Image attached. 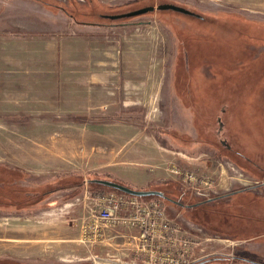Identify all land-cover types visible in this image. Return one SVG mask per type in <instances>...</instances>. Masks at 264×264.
Masks as SVG:
<instances>
[{
    "label": "rangeland",
    "instance_id": "374dc122",
    "mask_svg": "<svg viewBox=\"0 0 264 264\" xmlns=\"http://www.w3.org/2000/svg\"><path fill=\"white\" fill-rule=\"evenodd\" d=\"M76 2L0 0L3 174L13 170L9 177L22 176L12 183L24 194L38 187L42 192L76 187L71 197L59 193L51 199L53 204L46 200V215L73 203L69 209L80 215L77 199L83 195L77 183L96 175L139 191L175 189L184 198L182 206L158 200L182 228L178 240L187 239L191 251L185 252L182 242H170L167 254L173 262L168 264L203 257L202 264H248L238 258H214L230 254L236 245L246 252V260L264 264L256 258L264 253V245L234 243L225 236L228 183L233 191L248 188L253 196L264 197L263 186L256 187L264 182V0ZM163 4L201 18L160 10ZM150 7L154 11L116 17ZM67 70L105 73L97 77L105 82L89 87L97 95L102 91L98 102L88 100L95 107H65L70 101L60 91L66 89ZM40 79L51 82L39 84ZM201 182L218 193L196 195L194 188L203 187ZM31 194L38 199L37 193ZM35 211L0 209V260L12 255L7 248H13L23 254L13 253L15 260L26 258L30 264L114 262L108 257L87 260L77 246L65 257L48 249L54 244L44 242L40 250L26 251L28 245L2 242L1 235L9 229L23 230L22 222L31 228L39 213ZM64 212L62 218L68 216ZM77 222L81 227L87 221ZM244 233L235 238L248 239ZM135 245L129 258H120L122 263L143 264L148 254L139 249L142 240ZM231 255L243 256L237 250Z\"/></svg>",
    "mask_w": 264,
    "mask_h": 264
},
{
    "label": "crops",
    "instance_id": "0c3cea01",
    "mask_svg": "<svg viewBox=\"0 0 264 264\" xmlns=\"http://www.w3.org/2000/svg\"><path fill=\"white\" fill-rule=\"evenodd\" d=\"M93 72V73H92ZM63 76L65 79H63L66 89L65 91H60L63 93V98L68 101H70V104L65 105L66 108L73 109L74 107H83L82 104H86V106L95 107L93 105H88V100L92 99L91 103L98 102L99 96H102L101 93L97 95V90H92L90 92L89 87L98 85V83L105 82V80L98 79L97 77H105V73L98 74L97 72L90 71V70H67L64 72ZM43 77H52L49 76H43ZM92 77V78H90ZM50 83L51 79H40L37 80V83ZM38 84V86H39ZM66 102V101H65ZM262 174L264 173L261 171ZM264 182L260 183L259 186H263L261 188L264 192ZM123 185V184H122ZM229 187L225 190L228 192L226 196L230 197V201L226 202L225 204L228 205L227 207V217H225L226 222V228L228 229L225 233V236L233 240L234 243L238 242L239 244L242 242H254L256 244L264 245V197L258 198L256 196H253L254 194H251L249 191L251 189H245V190H238L233 191L231 190L232 183L231 181L228 183ZM261 186V187H262ZM85 188H81L78 186L77 191H81L82 189V195L85 194ZM76 190V187L69 186V187H60L57 188L56 186L54 189H52V194L49 195L47 198L37 199L36 201H32L27 207L21 209V208H13L6 206L4 208H1V210L6 212H20L25 209H32V211L35 213L39 212L38 215H35V218H33L32 224L33 226L30 228L28 225L25 226V222H22L21 225H23V230H11L7 231L6 234H2L1 240L3 243L11 244L12 246L20 247L21 245H28V249L32 250H40L41 249V243H48L50 246L51 252L54 251L56 253V256L59 254L60 256H68L73 253V247L77 246L79 247V251H83L86 255L87 260H93L95 258L103 259L107 258L108 260H116L117 258L126 257L129 258L128 254L130 251L135 247L136 240H137V232L131 231V232H121V231H110L108 232L104 238L101 241H93L90 240L88 243L81 242L80 240L84 239V232L83 228L85 223L83 222V225L80 227V223L77 221L86 220L87 223L92 224L93 221L90 218V214L88 212L87 206H89L88 202L85 197L83 199V196L81 201H77L80 206L79 213L81 210L80 215H76L73 213V211L70 208V206L75 205L68 204L65 205L64 209H58L56 208L54 212L50 213L49 215H46L42 212L43 210V204L50 200V204H53L51 202V199L56 197L59 193H67L69 197L73 196L74 191ZM230 191V193H229ZM249 192V193H247ZM264 196V194H263ZM248 198V199H247ZM12 202V201H11ZM10 201L7 202L8 204L11 203ZM56 202V201H55ZM46 204V203H45ZM82 206V207H81ZM69 209V211H68ZM61 210V211H60ZM66 210L67 212H64ZM62 212L66 213L68 216L65 218H62L60 215ZM32 215V216H33ZM81 218V219H80ZM10 220V219H8ZM230 222V223H229ZM9 224L8 226H10ZM233 225H239V226H233ZM14 226V225H11ZM19 227V226H18ZM26 227V229L24 228ZM238 230L239 233H236ZM247 232L246 236H250L248 239H243L240 237V239L235 238L237 234H245L244 232ZM235 232V233H234ZM238 236V235H237ZM229 240V241H231ZM92 241V242H91ZM5 244H3L4 246ZM83 246V247H82ZM235 246V245H234ZM240 247V248H239ZM24 248V247H22ZM46 248V247H44ZM11 251L12 255H8L4 257L3 260H0V264H30L26 258L23 260H15V255H23L16 253L12 251L13 248H7ZM19 250V249H17ZM236 250L239 252L240 256L242 257H235L231 255ZM264 251V250H263ZM230 254H224L221 255H214V258L219 259L222 257H228L230 259H240V260H246L247 258H244L245 251L242 250V247L239 245H236L235 249H231ZM258 253V250H256ZM254 252V253H256ZM14 253V254H13ZM82 256V255H81ZM213 256V255H211ZM60 258V257H59ZM257 259L264 260V253L262 256L256 257ZM61 259V258H60ZM84 260V258H82ZM114 260V261H115ZM249 260V259H248ZM35 262V260H33ZM245 262V261H244ZM246 263V262H245ZM34 264V263H33ZM112 264V263H110Z\"/></svg>",
    "mask_w": 264,
    "mask_h": 264
},
{
    "label": "built area",
    "instance_id": "2783aa9c",
    "mask_svg": "<svg viewBox=\"0 0 264 264\" xmlns=\"http://www.w3.org/2000/svg\"><path fill=\"white\" fill-rule=\"evenodd\" d=\"M186 178L194 182V184L197 183V179L193 175L189 176L187 174ZM87 184L86 182L83 199L85 197L90 202L87 209L93 223L89 224L86 222L84 225L83 243H88L90 240L101 241L110 231H121L124 233L135 231L137 232V237L142 240V245L139 249L148 254L143 264L172 263L173 258L167 254L170 242H182L185 252L189 253L191 251L190 242L187 239L178 240V235L181 233L182 228L170 218L161 200L135 197L112 190L94 192L88 188ZM201 184H204V186L194 188L196 195L208 197L218 193L215 187L209 186L206 188L205 186H208V183L201 182ZM81 200L82 198L77 199V201ZM200 231L202 232L201 229ZM136 249L137 246L135 245L131 251ZM201 252L203 253L204 250ZM204 258L206 257L202 259ZM202 259L194 262H190V260L187 264H194ZM98 260L102 259H93L94 262ZM115 263L135 264L132 260L122 263L120 258H117L112 264Z\"/></svg>",
    "mask_w": 264,
    "mask_h": 264
},
{
    "label": "trees",
    "instance_id": "16d2710c",
    "mask_svg": "<svg viewBox=\"0 0 264 264\" xmlns=\"http://www.w3.org/2000/svg\"><path fill=\"white\" fill-rule=\"evenodd\" d=\"M74 3H77L76 0L75 2H73V0H71V5H73ZM162 6V5H161ZM73 7V6H72ZM145 9V8H144ZM142 9V10H144ZM151 10H153V7H150ZM160 9V8H159ZM150 12V11H149ZM128 14V13H127ZM125 15V14H124ZM123 16V15H122ZM118 18H122L121 16H116ZM3 169H0V208H4L6 206L9 207H13V208H25L27 207L32 201H36L37 198H33V194L31 193H37V195H39V197L41 199L47 198L49 195H51L52 189H44V191L42 192V188L38 187L35 191L36 192H26V194H24V191L20 188H16L13 187V180H21V177H9L7 174H10V172H16L13 170H5L7 172V174H3ZM24 177V176H23ZM98 181H109V182H116L119 183L117 180H115L114 178H111L110 176H100V175H96L94 178L90 177V179L87 180V186L91 191H101V190H112V191H117L108 187H105L101 184L98 183ZM121 184V183H120ZM77 185L81 188H84L86 186V182L85 180H83V182H79L77 183ZM6 188H10V192L7 194L4 191L6 190ZM143 191H157L163 194L162 197H158L155 199H162V200H167L169 201V203H173L175 205H179L182 206L181 204H183V200L184 198L181 197L179 194H177L175 189H171V188H167L166 190H159V189H149V190H143ZM119 192V191H118ZM8 195L9 198L12 199V202L10 204H8L7 202L3 201V196ZM43 196V197H41ZM38 197V199H39ZM30 201V202H29ZM206 203L203 202V204L198 203L196 207L202 206ZM205 259V258H204ZM204 259L200 260L197 262V264H202ZM246 263L248 264H257L255 261H251V260H244Z\"/></svg>",
    "mask_w": 264,
    "mask_h": 264
},
{
    "label": "water",
    "instance_id": "95a60500",
    "mask_svg": "<svg viewBox=\"0 0 264 264\" xmlns=\"http://www.w3.org/2000/svg\"><path fill=\"white\" fill-rule=\"evenodd\" d=\"M168 7L173 8V9L178 10V11L180 10L178 7H174V6H168ZM181 10H184V9H181ZM147 11H151L150 8L144 9V10H139V11L132 12V13H128V14H125V15H123L121 17L122 18L133 17V16H137V15H140V14H144ZM184 11H186V10H184ZM98 183L103 185V186H105V187L117 190L119 192L131 195V196H135V197L148 198V197H156V196L162 197L163 196L162 193H159L157 191H139V190H134L132 188H129V187L125 186V185H122V184L116 183V182L98 181Z\"/></svg>",
    "mask_w": 264,
    "mask_h": 264
},
{
    "label": "flooded vegetation",
    "instance_id": "af4514ba",
    "mask_svg": "<svg viewBox=\"0 0 264 264\" xmlns=\"http://www.w3.org/2000/svg\"><path fill=\"white\" fill-rule=\"evenodd\" d=\"M168 6H171V5H168V4H163L162 6L160 5L159 6V8H160V10H173V11H176V12H181V13H183V14H188V15H190V16H196L197 18H201V17H199L198 15H195V14H193L192 12H187V11H184V10H181V9H183V8H179L180 10L178 11V10H175V9H173V8H170V7H168ZM174 7H177V6H174ZM151 10V9H150ZM152 11H154V10H151V12ZM261 171H263L264 172V168H262L261 167ZM258 185H260V182L259 183H257ZM5 193H9L10 192V188H6V190L4 191ZM213 200V199H212ZM211 199H210V201H212ZM3 201L4 202H11L12 201V199L11 198H9V196L8 195H5V196H3ZM1 209V208H0Z\"/></svg>",
    "mask_w": 264,
    "mask_h": 264
}]
</instances>
